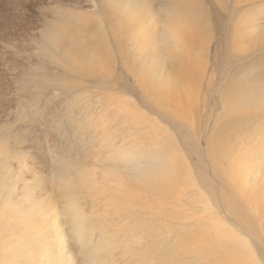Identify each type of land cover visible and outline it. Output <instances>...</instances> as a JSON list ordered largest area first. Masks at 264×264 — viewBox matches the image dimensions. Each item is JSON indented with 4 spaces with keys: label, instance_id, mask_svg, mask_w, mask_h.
<instances>
[{
    "label": "rangeland",
    "instance_id": "374dc122",
    "mask_svg": "<svg viewBox=\"0 0 264 264\" xmlns=\"http://www.w3.org/2000/svg\"><path fill=\"white\" fill-rule=\"evenodd\" d=\"M99 1H101L99 4L100 5L99 8L94 10L91 7L90 2L88 3L87 0H0V143L6 146L8 154L11 152L9 154L10 158H11L10 155L13 154L12 158H14V162L11 158L10 159L11 161L9 160V163L12 165V169H13L12 173L15 176V178L14 176L13 178L16 179V176L20 175L19 176L21 178L20 186L23 187L27 186V188L28 187L30 188L28 190H32V191L36 190V195L39 194V196L36 195L35 196L41 198L45 197L44 198L45 200H49L51 198L53 199L54 197L55 199H53L52 201L56 202L57 200L55 205L57 204L56 207H58L60 211L63 209V206L65 205L64 197L67 191L71 189L69 187L70 184L68 183L71 182V178H69V176H72V172L75 174V172L78 171V169L79 171L86 170L89 168H94L96 167V165L99 167V169L100 168L102 169L104 168L103 166H105V164L107 167L113 166L115 168L119 164L118 165L119 167L120 163L114 160L117 159V157L113 158L114 155L117 156L116 153L119 151L125 152L129 149H132L135 145H137L136 148H140V150L142 151L144 149L143 152L145 153V155H148L146 153L149 151L147 150V148L150 147L149 145H152L151 142L155 131L157 132L156 134L157 139H162L161 133L163 134V136L167 137V140L172 133H175L174 136L173 134L171 135V138L172 139L177 138L178 142L183 141L179 137H182L183 132L185 133L186 131L183 130L180 127V125L177 126L173 122L168 123L169 124L168 125L166 121L164 123L162 120H160V118L157 117L158 111L156 112L155 109H152L150 105H146L145 103L146 97L140 90H138L137 86L135 85L136 83L134 77V70L136 69L137 63L140 60L139 48L141 47V40L143 39L142 36L143 28L145 27L144 31L148 32L147 35L150 38H154V37L156 38V40H154L155 39L154 38L153 41L160 40L161 42L163 40V31H164L163 27L165 26V24L170 23L172 21L173 23H176L178 20H182L186 24L185 26L186 29L189 28L190 30H191L190 27L192 25L198 27L199 24L203 25L205 23L204 24L205 26L201 25L203 28L200 26H199L200 28L198 27L199 29L196 30L197 35L194 34L195 30L193 32L191 30L190 34L189 33L186 34V37H191L190 39L191 41H187L189 40L187 38L186 43L189 42L190 47L187 46L189 47L188 51L192 53L188 52L189 55L187 54V56H184L186 57V59L183 58L185 60V62L183 61L185 65H187L186 63L187 60L188 62H190L191 60L193 61L195 59L194 63L195 62L198 63L199 66L196 63L197 66L195 65V68L194 66L189 65L193 63L192 61L191 63L188 64L190 66L188 67L189 68L188 71L191 70V72L189 73H193V71L194 73H196L194 75L192 74L193 77L195 78V82L197 79L196 75H198L197 68L200 69L201 66V70H202V66H203V64H199V61L203 63L205 58L208 61V63H206L207 61L205 60L206 61L205 63L207 65L205 64L203 68V70L206 71L205 72L206 76L204 81L205 84L203 85L204 91L202 97H200L199 109H197L194 112L195 115L194 118L196 119L195 123L197 124V121L199 123L202 122L201 125L202 126L201 128L203 130L202 135L206 136V138L210 137L212 139L211 142L214 141L213 142L214 144L219 137L217 135L221 130L220 127H224L226 128V134L222 135L221 138L224 139L225 136L227 137V143L229 149H232L233 147L234 149H238L239 147L240 149L248 152V149L251 146L249 151L251 150V152H256L258 149L264 148L263 144L258 143L259 146L256 144V142L258 141V139L261 138V136L264 138V115L259 117L260 122L258 124L260 130L259 128L255 127L257 130L254 131L253 133L245 132L247 128L246 123L248 124L249 123L248 121H251L253 118H255V116L253 115L249 118L250 115L247 114L248 112L247 110H249L250 108L252 109L254 107H261V106L262 109H264L263 106L264 100H262L261 98H257V100L250 98L251 95H256V93L257 96L259 95L264 96V0H187V1L186 0L184 1L183 0H171V1L150 0V2L149 0H143V1L135 0L136 2L134 0L132 1L131 0H105V1L99 0ZM168 1L169 4L167 3ZM190 1H192L191 5L189 3ZM237 1H241V3ZM174 4L176 5L174 6ZM164 5H166V7ZM141 6H143L144 8L142 9ZM122 7H124L125 9ZM150 8H152V11H150L151 10ZM188 8H190V10H188ZM196 8H198V10L199 9L201 10L196 11ZM134 10H136L135 13L137 14L134 13ZM160 10H163V12ZM107 11H109L110 13ZM67 12H69V14H67ZM158 13H160V15ZM170 13H174V14H170ZM196 14H198L199 16ZM46 15L51 16L50 21L51 23H53L52 27L48 28L47 30H51L54 33V35H57V38L58 37L62 38V34L64 33L65 40L63 42L61 41L62 42L61 53L67 49V51L69 52L72 51V53L75 55V48L79 47L81 52V48L83 47L82 49L83 63H85L83 64V70L84 71L89 70L90 72L86 71L83 74V71L82 73L78 71L79 70L78 67L75 69L74 68L65 69L64 67L61 68L62 67L61 65L48 60V57L45 56L44 50L43 51L40 50V47L42 46L43 43L42 38L40 40L38 38L33 41L35 36L41 34L46 30V25H45V21L47 19ZM76 15L79 16V17L77 16V19H76ZM83 15L86 16L84 17ZM18 16L20 17V19L17 22H13L14 18ZM119 17L121 18V20ZM167 17H169L171 20ZM202 17L204 19H202ZM158 20L160 21L163 20L162 22H164L165 24H163L162 22L160 23V21ZM69 22H71V25ZM73 22L74 25L76 26L72 24ZM124 23H126V25ZM120 25L123 27V29L122 27H120ZM247 25L249 27L248 31L246 30L248 27L247 28L245 27ZM198 31H200L199 32L200 35ZM223 31L225 35L227 32L226 36L229 38H227L224 34L222 36ZM101 32H103L104 34L103 33L101 34ZM160 35L162 36V38H160L161 37ZM193 35L195 36L193 37ZM197 36H199V38ZM220 37L222 38L224 37L223 39H225V42ZM104 40H107L105 41L106 43L104 42ZM134 41L135 43H131ZM201 41L202 43L199 44V42ZM236 41L238 42L236 43ZM96 42L98 43L96 44ZM204 43L208 45V47L210 48L204 45ZM233 44L236 45L233 46ZM88 45L90 47H88ZM193 45L194 46L196 45L197 48L196 47L194 48ZM26 46H30V49L29 50H27V48L25 49ZM87 47L88 49H86ZM203 47L205 48L203 49ZM190 48L191 49L194 48V49L191 51ZM206 48L208 49L206 50ZM197 50L199 51V53L197 52ZM202 50H205L206 54H204V51ZM220 51H222L221 54ZM193 52L195 53V56L198 54H200L201 56L195 57ZM208 52H210V55L208 54ZM61 53L54 54L55 56L53 58V61H55V59L61 58L62 56ZM192 54L194 58L192 57ZM78 55L79 53L76 54V56ZM95 57L97 58L98 61L95 60L96 59ZM197 57L199 59H197ZM196 59L198 61H196ZM84 60L85 61L87 60V62H85ZM93 61L96 63H94ZM103 62H105V65ZM127 62L129 63L127 64ZM109 63L110 66L112 67H108ZM86 65L90 68L85 67ZM133 65H135V68H132L134 67ZM195 69L197 70V72L195 71ZM128 80L131 82L130 83L127 82ZM125 81L127 86L126 84H124ZM209 83L213 87V89L210 88L209 96L206 99H204V95L206 94V91H208L206 85H208ZM132 84H134L135 87L134 86L132 87ZM123 86L125 87L123 88ZM254 86L255 88H253ZM215 87L217 88L215 89ZM127 90H130L132 94L130 93V91H128L130 93L129 95L127 94V92H124ZM136 95L139 96L140 101L138 100V96ZM227 95L229 96V98H227ZM129 96H131V98ZM124 102L129 103V106L125 105ZM116 107L117 110H115ZM107 108H109L110 110H108ZM110 113L114 115L109 116ZM142 113H144V116ZM118 114L119 116H117ZM113 116L116 118H114ZM98 119H102V122H100V120ZM114 119L115 121L113 122ZM155 120L160 121L159 123L161 127L153 124ZM108 122H110L112 125H110ZM206 124H208V126ZM229 124L231 125L229 126ZM150 125L153 126V128H155L153 131H151ZM96 127L98 131L96 130ZM123 127L125 130H123ZM89 128L92 129L89 130ZM144 128L145 129L148 128V129L145 130ZM233 129L239 132L243 130L244 137L242 136L237 137L236 136L238 135L237 133H234L233 135L230 134L234 132ZM103 130H105V132ZM179 130H182L180 131L181 133L179 132ZM135 131H137V134H135L136 133ZM98 132L101 133L99 134ZM92 133L93 134L98 133L99 135L97 134L93 135ZM143 133L144 134L149 133V134H147L148 136H144ZM178 133L180 136L178 135ZM101 134H105V135H101ZM127 134L129 136H125ZM249 134L251 138L247 137ZM123 135L124 137L121 138V136ZM253 135L256 136V139L254 141L252 139ZM101 136L104 137L102 138ZM107 136L110 139L112 138L111 139L112 141L109 140ZM99 137L101 138L100 142L98 140ZM132 138L135 139L136 141H132L133 140ZM103 139H105L106 141ZM115 139L117 141H115ZM241 139L242 141L240 142ZM169 140L172 142L170 138ZM104 141L105 142L108 141V142L104 144ZM113 141H115L117 145H114ZM194 141H195L194 138L193 140L191 139V141L188 144V148L193 144L191 142ZM111 142L113 143L111 144ZM109 144L111 145L109 146ZM128 144L130 145L135 144V145L131 146L130 148H127L129 147ZM103 145L105 146V148H103L104 147ZM107 146L108 149L110 148L112 149V147L113 149L110 151L106 148ZM86 147L88 149H86ZM180 147L181 149H183V151H187V149L184 148L183 145H181ZM116 148L117 150H115ZM106 149L109 152L106 151ZM208 149L209 148H207L205 140L202 141L201 143L202 151L198 152L199 155L201 153L203 154V156H205L206 151ZM86 151L88 155L86 154ZM84 153L86 154V156ZM111 153H114V155L112 156ZM108 154H111V158L110 155ZM108 157L109 159H107ZM84 158L85 159L87 158V160H84ZM192 158L195 169H198L196 166V163L198 162L196 161L197 160L196 155L193 154ZM97 159L99 160V162ZM19 160L24 163L26 162L24 164V167ZM12 162L14 163V165L12 164ZM96 162L98 163L95 164ZM109 162L111 163L113 162L115 165L116 164L117 165L115 166L113 163H112L113 165H111V163ZM89 163L90 165H88ZM201 165L202 166L198 170V172L202 170L201 172H203L204 173L203 175H205L204 170H208L210 171L209 173H211V168L207 166V162ZM14 166L15 167L20 166L21 168L20 167L15 168ZM25 166L28 167L27 168L28 171L24 169ZM118 167L116 169H119ZM22 169L24 172H22ZM15 171H17L16 172L17 175L14 173ZM33 171L37 173L36 174L37 177L34 175L35 172ZM63 171H66L67 174L66 172L64 174ZM31 172H33L34 174ZM69 172L71 173V175ZM26 173L28 174V176ZM29 174L31 175L29 176ZM21 175L23 176V179L25 178L24 180L22 179ZM19 177L17 178L20 179ZM29 177L32 178V180H30ZM66 178L68 179L66 180ZM26 179L29 182L30 181L32 182V183L30 182L31 186L29 182L27 183ZM39 182H42L41 184L44 183L46 187H44L45 186L44 184L43 186ZM58 182L60 185L58 184ZM62 183L64 184V186ZM37 184L39 186L41 185L40 187H42V189ZM71 185L73 186L72 182ZM51 190H53L52 195H51ZM55 190L57 192H55ZM46 192H50V193L47 194ZM61 192L65 194L63 195ZM40 194H42L43 196H41ZM57 196L60 199L57 198ZM61 196H63L64 200L62 199ZM132 196L133 198L136 197L135 195ZM147 199H149V201L145 200L146 202L153 201L154 204L151 203L152 211L156 212L155 210H157L158 208L155 203L154 197L153 198L149 197ZM184 200L187 203L190 202L187 201L186 198H184ZM82 203H83L82 206H84L86 213L88 214L90 212V209L88 208L89 205H86V201H82ZM154 205L156 208H154ZM198 206H201V204H198ZM136 207L142 209V207L140 206H136ZM185 208H188V206H185L184 209ZM99 212L101 213V210ZM58 213L60 215L59 217L62 218L63 216L61 214H63V211ZM165 214L167 213L165 212ZM201 214L202 213L198 212V214H194L195 217H192V219L188 220L189 223L191 224H197L195 226V228H197L195 233L201 232L198 234V237L196 234V238H195L196 245L194 247L185 246L182 249H178V248L175 249L174 242L178 239L176 233H174L176 227H174L173 229V227L170 226L171 228H168V230L171 231L173 230L174 232L169 234V236H167L164 233L152 235L154 236V238L151 236L150 238L151 241L148 240V243L146 245L144 244L142 245V247L138 248L136 250L137 253L136 251H134L135 255L131 257L129 262L120 261L119 259L118 263L168 264L171 262L172 264L173 263L174 264L176 263L177 264H207V263L237 264L236 261L231 262L230 259L229 260L227 259L228 262L224 258H221L220 260L221 256L222 257L225 256V253L223 254L220 252L222 250L219 246L218 248H216L217 244L214 245L215 242L212 237V232L209 231V233L207 234V232L202 233V231H200L201 228L202 230L206 229L203 225V222L206 221V218L202 219V221L199 220V217L204 218L206 215L202 216ZM121 216L122 215H120V217ZM145 216L147 215L145 214L143 218L148 219L149 216L147 217ZM124 218L125 217H123V219ZM149 219L147 220V222L150 221ZM117 221L118 224L121 223L119 217ZM63 223L64 224L62 227L66 232V230L68 229V225L66 224V222ZM118 224L114 223V225H118ZM198 224L201 225L202 227L199 226ZM121 225L120 226L122 228L121 227L117 228L115 226H112L114 228L113 232L109 231L113 234L115 232L116 233L115 235L118 237L120 241L122 239L125 240V238L127 237V236L126 237L123 236L124 238H122L121 235H126L124 233H127L126 230L127 226L124 225V223H122ZM124 226L126 227L125 229L123 228ZM164 235L166 236V238L164 237ZM156 236H159L157 237L158 240H156ZM159 238L162 241L159 240ZM167 238L168 240L165 241V239ZM196 241H200V242H196ZM211 244L213 246L210 248ZM153 246L154 249L152 248ZM155 247L157 249V252ZM213 247H215L214 250ZM189 249L190 250L192 249V251H190ZM149 251L152 253H149ZM199 253L201 254L199 255ZM175 254L177 255L175 256ZM166 257H168V259Z\"/></svg>",
    "mask_w": 264,
    "mask_h": 264
},
{
    "label": "bare ground",
    "instance_id": "6f19581e",
    "mask_svg": "<svg viewBox=\"0 0 264 264\" xmlns=\"http://www.w3.org/2000/svg\"><path fill=\"white\" fill-rule=\"evenodd\" d=\"M87 2L88 3L90 2L91 7L95 10V9L99 8V6H100L99 4L101 1H99V0H87ZM149 2H150V0H149ZM191 2L192 1L189 2L190 5H191ZM237 2L241 3V1H237ZM167 3L169 4V1ZM142 4H143V2H142ZM103 5H104V3H103ZM127 5H128V2H127ZM136 5H138V4H136ZM161 5H163V4H161ZM175 5L176 4H174V6ZM164 6L166 7V5H164ZM139 7H140V5H139ZM141 7H142V9L144 8L143 6H141ZM122 8H124V7H122ZM150 9H151L150 11H152V8H150ZM136 10H134V13ZM188 10H190V8H188ZM197 10H198V8H196V11ZM199 10H201V9H199ZM160 11L163 12V10H160ZM107 12H109V11H107ZM158 12H159V9H158ZM174 13H170V14H174ZM198 13H200V12H198ZM57 14H58V11H57ZM63 14H65V13H63ZM67 14H69V12H67ZM135 14H137V13H135ZM158 14L160 15V13H158ZM165 14H167V13H165ZM159 15H158V17H159ZM196 15H198V14H196ZM46 16H47V19L45 21L46 30L44 32H42L41 34H38L37 36H35L33 41L38 39V38H39V40L42 38L43 43H42V46L40 47V50H42V51L44 50L45 56L48 57V60H50L51 62H55V63L61 65L62 66L61 68L64 67L65 69H67V68L68 69H70V68L75 69L78 67L79 70L78 69L77 70L80 71L81 73L83 71V74H84L87 70H85V71L83 70V64H85V63H83V50H82L83 47L81 48V52H80L79 47L75 48V55L72 53V51H70V52L67 51V49L61 53V45H62V42L65 40L64 33L62 34V38H59V37L57 38V35H54V33L51 30H47L48 28L52 27L53 23H51V21H50L51 16L50 15H46ZM77 16L78 15H76V19H77ZM83 16L85 17L86 15H83ZM143 16H142V18H143ZM59 17H60V15H59ZM69 18H70V16H69ZM81 18H82V15H81ZM92 18H94V17H92ZM167 18H169V17H167ZM19 19H20V17L18 16L16 18H14L13 22H17ZM55 19H57V18H55ZM202 19H204V18L202 17ZM65 20H66V18H65ZM69 20H71V19H69ZM120 20H121V18H120ZM155 21H156V18H155ZM158 21H160V20H158ZM162 21H160V23ZM126 22H127V20H126ZM144 22H146V21H144ZM69 23L71 25V22H69ZM162 23L165 24L164 22H162ZM170 23H166L164 26L165 28L163 27V29H164L163 40L161 42H160V40L153 41V39L155 37L150 38L147 35L148 32L144 31L145 27L143 28V31H142L143 39L141 40V47L140 48L138 47L140 50V56H139L140 60L137 63L136 69L134 70V77H135V83H136L135 85L137 86L138 90H140L144 94V96L146 97V100H145L146 105H150L152 107V109H155L156 112L158 111L157 117L160 118V120H162L164 123L166 121L167 124L170 122H173L177 126L180 125V127L186 131L185 133L183 132L184 136L182 135V137H179L183 141L178 142L177 138L172 139L171 135L173 134V136H174L175 133H172L169 136V138L172 140V142L169 140V138L167 140V137L163 136L162 133H161L162 139H157V137H156L157 132L155 131L154 135H153L152 142H151L152 145H149L150 147L148 146L149 148H147V150H149L148 152H146L148 155H145V153L143 152L144 151L143 148H141V149H143V151L140 150V148H136L137 145H135L136 144L135 142H134L135 144H131V145L128 144L129 147H127V148H130L131 146L135 145L132 149H129L125 152L119 151L116 153L117 156H115L114 153H111L112 156L114 155L113 158L117 157V159H114V160L119 162L120 166L118 167L119 164L118 165L116 164L117 165L116 166L113 163L114 161L112 163L116 166V168L118 167L119 169H116L113 166L107 167L106 164H105L106 167L103 166L104 168H102V169L101 168L99 169V167L97 165L94 168H89V169L81 170V171H79V169L77 168L78 171H76L75 174L72 172V176H69V178H71V182H72L73 186L71 185V182L68 183V184H70L69 187L71 189L69 191H67V193L64 197V199H65L64 204L65 205L63 206V209L60 211H59L58 207H56L57 204L55 205L57 200H56V202L52 201L53 199H55L53 196H52L53 199L50 197L51 199L45 200L44 199L45 197L44 198L36 197V196H39L38 193H37L38 195H36V190L32 191V190H28L30 188L29 187L27 188V186H25V187L20 186V180H21V178L19 177L20 175L16 176V179H14L15 176L12 173V171H13L12 165L9 163V160L13 157V154L10 155L11 156V158H10L9 154L11 152L8 154L6 146H4L0 143V264H120V263H118L119 259H120V261L129 262L131 257L133 255H135L134 251H136L138 248L142 247V245H144V244L146 245L148 243V240L151 241L150 238L152 235L164 233L167 236H169V234L174 232L173 230L172 231L168 230V228H171V227H173V229H174V227H176V230L174 233H176V235L178 237V239L174 242L175 249H177V248L182 249L185 246L194 247L196 245V243H195L196 234L198 237V234L201 232L195 233V231L197 229V228H195V226L197 224H191V223H189L188 220L192 219V217H195L194 214H198V212L202 213L201 214L202 216L206 215L204 218L199 217L200 221H202V219L206 218V221L204 220L205 222H203V225L206 229L202 230V228H201L200 231H202V233L207 232V234L209 233V231L212 232V237H213V240L215 242L214 245L217 244L216 248H218V246H219L222 250L220 252L223 254L225 253L224 257L219 256L220 260H221V258H224L225 260L230 259L231 262L236 261L237 264H264V148L258 149L256 152H251V150L249 151L251 146L248 149V152L240 149L239 147H238V149H234V147L232 149H229L228 143H227V137L225 136L224 139L221 138L222 135L226 134V128H224V127H220L221 130L217 135L219 137L217 140L215 139L216 141L214 144H213L214 141L211 142L212 139L210 137L206 138V136L202 135L203 134V130L201 128L202 122L199 123L197 121V124L195 123L196 119L194 118V116H195L194 112L197 109H199L200 97H202V94L204 91L203 85L205 84L204 81H205V76H206L205 72L206 71L203 70V68H204L205 64L208 63V61L206 60V58L204 59L203 63H201V61H199V64H203V66H202V70H201V66H200V69L197 68L198 69V75H196L197 79L195 82V78L193 77V75L196 73H194V71H193V73H189V72H191V70L188 71V69H189L188 67L194 66V68H195V65L197 62L194 63L195 59L192 61L190 58V60L193 63L189 64V63H191V61L188 62V60H187V62H186L187 65H185V63H183V61L185 62V60L183 58L186 59V57H184V56H187V54L189 55L188 52H190V51H188V48L190 47L189 42L188 43H186V42L191 41L190 40L191 37H186V34L187 33L190 34L191 30H192V32L195 30L194 34H196V32H197L196 30H198L202 26H205L204 25L205 23L203 25L201 24L202 26L199 24V26H200V27L198 26L199 28L196 27L195 25H192L190 27L191 30L188 27H187L188 29H186V27H185L186 24L182 20H178L176 23H173V21H172ZM72 24L74 25V22ZM124 24L126 25V23H124ZM74 26H76V25H74ZM206 26H209V25H206ZM112 27H113V25H112ZM120 27H122V26L120 25ZM245 27L247 28L248 25ZM122 29H123V27H122ZM248 29H249V27L246 30L248 31ZM153 30H152V32H153ZM254 30H255V28H254ZM106 31H108V30H106ZM158 31H156V32H158ZM185 31H186V33H185ZM247 31H245V32H247ZM199 32L200 31H198V33ZM98 33H100V32H98ZM102 33L103 32H101V34ZM160 33H161V31H160ZM223 34L225 35L224 31L222 33V36H223ZM199 35H200V33H199ZM226 35H227V32H226ZM194 36L195 35H193V37ZM197 37L199 38V36H197ZM158 38H159V36H158ZM160 38H162V36ZM187 38L189 40L186 41ZM220 38H222V37H220ZM227 38H229V37H227ZM101 39H103V38H101ZM195 39H196V37H195ZM154 40H156V38ZM198 40H200V39H198ZM223 40L225 42V39H223ZM105 41H107V40H104V42ZM118 42H119V40H118ZM196 42H198V41H196ZM233 42H235V41H233ZM237 42L238 41H236V43ZM97 43L98 42H96V44ZM131 43H135V41L131 42ZM201 43H202V41L199 42V44H201ZM193 44H196V43H193ZM204 45H206V44L204 43ZM235 45L233 44V46H235ZM187 46H189V47H187ZM197 46H198V44H197ZM197 46L193 45L194 48L195 47L197 48ZM206 46L208 47V45H206ZM88 47H90V46L88 45ZM88 47L86 49H88ZM26 48H27V50H29L30 46H26L25 49ZM198 48H199V46H198ZM204 48L205 47H203V49ZM208 48H210V47H208ZM208 48H206V50ZM193 49H191V51ZM202 51H204V54H206L205 50H202ZM217 51H218V49H217ZM197 52L199 53L198 50H197ZM221 52L222 51H220V54H221ZM56 53H61L62 56H61V58L55 59V61H53V58L55 56L54 54H56ZM78 53H79V55L76 56V54H78ZM190 53H192V52H190ZM204 54H202V55H204ZM208 54L210 55V52H208ZM194 56H195V53H194ZM196 56L200 57L201 55L198 54ZM192 57H193V54H192ZM203 57H205V56H203ZM216 57H217V55H216ZM197 59H199V58L197 57ZM197 59H196V61H198ZM95 60L98 61L97 58ZM100 60H102V59H100ZM135 61H137V60H135ZM230 61H231V59H230ZM85 62H87V60ZM240 62H241V59H240ZM94 63H96V62H94ZM103 63L105 65V62H103ZM128 63L129 62H127V64ZM197 65H198V63H197ZM217 65H218V63H217ZM133 66L134 67H132V68H135V65H133ZM85 67H88V66L86 65ZM108 67H112V66H110V63L108 65ZM88 68H90V67H88ZM109 70H110V68H109ZM195 71L197 72L196 69H195ZM87 72H90V71L88 70ZM96 72H97V69H96ZM110 72H112V71H110ZM198 76H199V78H198ZM128 79H129V76H128ZM127 82L130 83L131 81L128 80ZM124 84H126V81L124 82ZM106 85H105V87H106ZM126 86H127V84H126ZM133 86H134V84H132V87ZM206 86H207L208 91H206V94L204 95V99H206L209 96L210 88L213 89V87L210 85V83ZM124 87L125 86H123V88ZM216 88L217 87H215V89ZM253 88H255V86ZM128 91H130V90H127L124 92H127L128 95L130 93L132 94L131 91H130V93ZM151 92H152V94H151ZM128 95H127V98H128ZM136 96H138V95H136ZM129 97L131 98V96H129ZM230 97H231V95H230ZM227 98H229L228 95H227ZM250 98L255 99V100H257V98H261L262 100H264V96H261V95L257 96V93H256V95H251ZM139 99L140 98L138 96V100ZM82 101H83V99H82ZM117 102H118V99H117ZM138 103H140V102H138ZM124 104L129 106V103L124 102ZM124 104H123V106H124ZM250 106H248V107H250ZM137 108H138V106H137ZM107 109L110 110L109 108H107ZM240 109H241V107H240ZM115 110H117V107L115 108ZM130 110H131V108H130ZM155 111H153V112H155ZM247 111H248L247 114L250 115L249 118L252 115L255 116V118H253L251 121H248L249 122L248 124L246 123L247 128H246L245 132L246 133H250V132L253 133L254 131L257 130L256 128H259V124H258L260 122L259 117L264 115V109H262V106H261V107H254L252 109L250 108ZM112 112H114V111H112ZM111 113L109 116L114 115ZM142 114L144 116V113H142ZM117 116H119V114ZM114 118H116V117H114ZM127 118H129V117H127ZM98 120H100V122H102V119H98ZM92 121H94V120H92ZM114 121H115V119L113 120V122ZM126 121H128V120H126ZM154 122H157V123H154ZM154 122H153L154 125H158L159 127H161L159 120L158 121L155 120ZM108 123L110 125H112L110 122H108ZM85 124H86V122H85ZM115 125H116V123H115ZM206 125L208 126V124H206ZM230 125L231 124H229V126ZM117 126H119V125H117ZM135 126H138V125H135ZM135 126H134V128H135ZM150 126H149V128H150ZM170 126H171V124H170ZM124 127H125V125H124ZM124 127H123V130H125ZM131 127H132V125H131ZM90 129H92V128H89V130ZM147 129H145V130H147ZM154 129L155 128H153V126H151V131H153ZM235 129H233L234 132H232L230 134L233 135L234 133H237L238 134V135H236L237 137L238 136L244 137L243 130L241 132H239V131H235ZM96 130H97V127H96ZM115 130H114V132H115ZM119 130H117V131H119ZM167 130H169V129H167ZM259 130H260V128H259ZM262 130H263V128H262ZM103 131L105 132V130H103ZM180 131H182V130H179V132ZM135 132H136L135 134H137V131H135ZM98 133H96V134L99 135L101 132L99 134ZM105 134H101V135H105ZM107 134H109V133H107ZM147 134H149V133H147ZM147 134H144V136H148ZM260 134H261V132H260ZM178 135H179V133H178ZM125 136H129V135L127 134ZM93 137H95V136H93ZM113 137H114V135H113ZM123 137H124V135L121 136V138H123ZM247 137L251 138L250 134ZM96 138H97V136H96ZM193 138L195 139V141L191 142L193 144L188 148V144L191 141V139L193 140ZM100 139L101 138L99 137V139H98L99 142H100ZM108 139L111 140L112 138L110 139L108 137ZM156 139H157V141H156ZM252 139L254 141L256 139V136L253 135ZM103 140H105V139H103ZM124 140H126V139H124ZM204 140L206 142L207 148H209L206 151L205 156H203V154H201V153L199 155V153H198V152L202 151L201 150V143ZM105 141H104V144L108 142V141L107 142H105ZM115 141H117V140L115 139ZM115 141H113L114 143L111 142V144L113 143L114 145H117L115 143ZM132 141H136V140L133 139ZM241 141H242V139L240 140V142ZM249 142H251V141H249ZM122 143H124V142H122ZM258 143L263 144V146H264V138L262 136L256 142L257 145H258ZM111 144H109V146ZM181 145H183V147L186 148L187 151H183V149H181V147H180ZM86 146H89V145H86ZM125 146H126V144H125ZM245 146H246V144H245ZM103 148H105V146ZM106 148L108 149V146ZM86 149H88V148L86 147ZM107 149H106V151H108V150L111 151L113 149V147H112V149L111 148L108 150ZM121 149H123V148H121ZM115 150H117V148ZM83 152H85V151H83ZM103 153H104V151H103ZM15 154H16V152H15ZM86 154H87V151H86ZM86 154H85V156H86ZM111 154H108V155H110V158H111ZM193 154L196 155L197 160L196 159L195 160L198 161L196 163V166L198 169H195V166L193 163V158H192ZM18 157H19V155H18ZM107 159H109V157ZM12 160L14 162V158H12ZM20 160H21V157H20ZM84 160H87V158L86 159L84 158ZM13 162H12V164L14 165ZM15 162H16V160H15ZM98 162H99V160H98ZM98 162H96L95 164H97ZM205 162H207V166H209V168H211V173H209L210 171H208V170H204L205 175H203L204 173L201 172L202 170L200 172H198V170L201 168V166H202L201 164H203ZM21 163L23 164V167H24V164L26 162L25 163L21 162ZM21 163H19V164H21ZM109 163H111V162H109ZM112 163H111V165H113ZM26 165H28V164H26ZM88 165H90V163ZM101 165H103V164H101ZM19 167H15V168H19ZM27 168L28 167L25 166L24 169L27 170ZM69 171H70V169H69ZM16 172L17 171H15L14 173L17 175ZM22 172H24L23 169H22ZM33 172H35V171H33ZM33 172H31V173H33ZM63 172L65 174L66 171H63ZM20 174H21V171H20ZM36 174L37 173L35 172L34 175L37 177ZM66 174H67V172H66ZM22 175H24V174H22ZM22 175H21V177L23 179ZM30 175L31 174H29V176ZM70 175H71V173H70ZM13 176H14V178H13ZM27 176H28V174H27ZM17 177H19L20 179H18ZM29 179L32 180V178H30V177H29ZM67 179L68 178H66V180ZM35 181H36V178H35ZM28 182L29 181L27 180V183ZM30 182H29V184H30ZM39 183L41 184L42 182H39ZM22 184H25V183H22ZM43 184H41V185H43ZM58 184H59V182H58ZM30 186H31V184H30ZM63 186H64V184H63ZM44 187H46V185ZM40 188L42 189V187H40ZM25 189H26V191H25ZM56 190H55V192H57ZM34 191H35V193H34ZM46 193L49 194L50 192H46ZM52 193H53V190H51V195H52ZM121 194H122V196L123 195L124 196L122 197ZM40 195L43 196L42 194H40ZM132 195H135L136 197L134 196L135 198H133ZM61 197L63 199V196H61ZM149 197H152V198L154 197L155 203H156L157 208H158L157 210H155L156 212L152 211L151 203H153V201L148 202L149 199H147V198H149ZM57 198H59V197L57 196ZM184 198H186V200L190 201V202L187 203L184 200ZM145 200H148V201L146 202ZM82 201H86V205H89L88 208L90 209V212L88 214L86 213L84 206H82V204H83ZM143 202H144V204H143ZM198 204H201V206H198ZM136 206H140V207H142V209L139 207H136ZM185 206H188V208L184 209ZM135 207H136V209H135ZM154 208H156L155 205H154ZM100 210H101V213L99 212ZM62 211H63V214H61V215L63 217L60 218L59 217L60 215L58 212H62ZM158 212H160L161 214ZM165 212L167 214H165ZM123 213H126V214H123ZM145 214L150 217V219L148 217V219L150 221L147 222L148 219L143 218V216ZM120 215H122L125 218L123 219V217L122 216L120 217ZM147 216H145V217H147ZM118 217L120 218V222H121L119 224L117 221ZM63 222H66V224L68 225V229L66 230V232L62 227L64 224ZM114 223H116L118 225H114ZM122 223H124V225L127 226V228L125 226L123 227L124 229L126 228L127 233H124L126 235H121V236H122V238L127 236L126 237L127 239L125 238V240L122 239L120 241L118 239V237L115 235L116 233L114 232V234H113L111 232H113V229H114L112 226L120 228L122 226L121 225ZM196 223H199V222H196ZM200 224H202V223H200ZM199 226H201V225H199ZM108 228H109V230H108ZM109 231H111V232H109ZM115 231H117V230H115ZM119 232H120V229H119ZM206 235H204V236H206ZM199 236H202V235H199ZM152 237L154 238V236H152ZM157 237H159V236H156V240H158ZM164 237L166 238L165 235H164ZM161 239H162V237H161ZM161 239L159 238V240H161ZM167 240H168V238L165 239V241H167ZM196 242H200V241H196ZM209 243H211V242H209ZM212 246L213 245L211 244L210 248ZM152 248L154 249V246ZM214 248L215 247H213V250H214ZM148 249H151V248H148ZM155 249H156V247H155ZM158 250H159V248H158ZM190 251H192V249ZM156 252H157V249H156ZM211 252H212V249H211ZM136 253H137V251H136ZM149 253H152V252L149 251ZM200 254L201 253H199V255ZM176 255L177 254H175V256ZM178 256H180V255H178ZM166 258L168 259V257H166ZM164 259H165V257H164ZM174 260H175V258H174ZM228 260H227V262H228ZM166 262H168V261H166ZM170 263H168V264H170ZM207 264H210V263H207Z\"/></svg>",
    "mask_w": 264,
    "mask_h": 264
}]
</instances>
